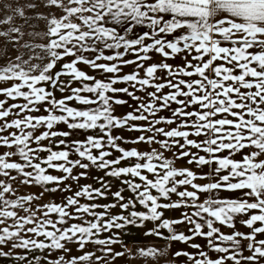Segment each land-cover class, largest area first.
Instances as JSON below:
<instances>
[{
	"label": "snow or ice",
	"instance_id": "1",
	"mask_svg": "<svg viewBox=\"0 0 264 264\" xmlns=\"http://www.w3.org/2000/svg\"><path fill=\"white\" fill-rule=\"evenodd\" d=\"M3 7L28 58L0 65V264H116L130 229L172 264H264V0Z\"/></svg>",
	"mask_w": 264,
	"mask_h": 264
},
{
	"label": "crops",
	"instance_id": "2",
	"mask_svg": "<svg viewBox=\"0 0 264 264\" xmlns=\"http://www.w3.org/2000/svg\"><path fill=\"white\" fill-rule=\"evenodd\" d=\"M156 59H159L158 57H156ZM170 63H173V61H169ZM176 62H179L178 60ZM125 71H131L130 68H126ZM122 86V85H121ZM60 94L57 93V96H59ZM128 109L126 106H122L118 109L119 113H123L126 112ZM63 127V126H60ZM66 130V129H65ZM77 135H82V134H77ZM125 135H137L136 133H125ZM46 143V142H45ZM141 148H147V145H140ZM166 155H170L169 153H166ZM178 166H186V161H179L177 162ZM208 169L205 168L204 171H207ZM15 174V173H14ZM92 174H102V173H98L96 172L95 169L92 170ZM84 182H89L91 183L92 181H82V183ZM200 183H205L208 181H198ZM113 183V190H116V187L119 186V182L116 180L112 181ZM14 187H16V185H13ZM40 189L37 187H31V186H21L19 187L18 190V194H30V193H39ZM175 198V197H173ZM53 199H58L57 196H54L52 194H46L40 201L36 202V203H47ZM108 201H101V203H106ZM114 211H118L114 210ZM166 216L168 217H175L179 215V212L176 211H168L165 213ZM148 227H151V224L148 225ZM237 227H240L239 225H237ZM181 228H183V226H181ZM245 230L246 229H242ZM224 231H229L228 229H224ZM165 235H167V233L165 232ZM123 242L125 245H127L128 249H132V253L131 255H127L124 258H118L116 264H172L173 262V256L170 254L174 249H179L182 247V245H180L179 243H173L172 248L169 249L168 248V244L169 242L167 240H163V239H159L157 237L154 236H148L145 237L143 235V230L141 229H130L129 234L124 235L122 237ZM145 246H158L162 251H164L165 249H167V251L165 252L164 255L157 257L155 260L148 258H141L138 256V254L136 253V249L139 247H145ZM118 250H123L122 248H119ZM189 251H191V249H188ZM36 255H40L39 252L35 253ZM247 254V253H245ZM176 264H180V261H176Z\"/></svg>",
	"mask_w": 264,
	"mask_h": 264
},
{
	"label": "rangeland",
	"instance_id": "3",
	"mask_svg": "<svg viewBox=\"0 0 264 264\" xmlns=\"http://www.w3.org/2000/svg\"><path fill=\"white\" fill-rule=\"evenodd\" d=\"M21 3L25 2V0H20ZM7 3H13L15 5V0H0V19L5 17L7 15L6 9L3 7ZM37 11H46L45 9H37ZM30 19L28 21V24H24L23 20L21 19H16L14 21V24L17 26H22L23 30L28 32V31H36V32H42L45 28V22L41 19H35L31 18L33 17V13L29 12L28 13ZM8 25H0V30H6ZM25 40H29L33 43H45L46 41L44 39L37 38L35 40H32L31 37L25 36ZM24 41H21L23 43ZM37 51H39L37 49ZM24 54V58H28V50L27 49H19L16 50L11 43H9L6 38L0 37V65H3L7 59L9 58H15L16 55L18 54ZM38 62V61H33Z\"/></svg>",
	"mask_w": 264,
	"mask_h": 264
}]
</instances>
